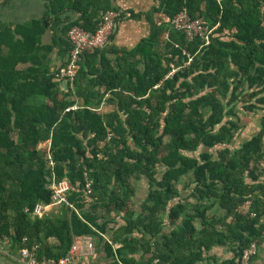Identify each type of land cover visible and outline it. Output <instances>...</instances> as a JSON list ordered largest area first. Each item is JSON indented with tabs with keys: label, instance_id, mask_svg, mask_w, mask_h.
<instances>
[{
	"label": "trees",
	"instance_id": "1",
	"mask_svg": "<svg viewBox=\"0 0 264 264\" xmlns=\"http://www.w3.org/2000/svg\"><path fill=\"white\" fill-rule=\"evenodd\" d=\"M46 1L39 19L14 30L0 23V236L14 250L37 245L38 257L54 259L91 237L112 264H240L252 241L260 250L264 0H155L152 11L131 13L149 22L146 37L132 48L86 52L73 86L63 89L47 53L58 46L64 65L72 26L94 32L101 12L123 13L115 0ZM183 8L214 27L209 43L188 41L171 26ZM67 10L80 16L61 17ZM154 12L165 20L155 21ZM49 23L61 36L43 45ZM27 61L23 74L16 67ZM40 96L45 101L33 100ZM104 101L114 109L99 111ZM239 109L261 116L236 145ZM48 141L49 148L40 146ZM141 177L149 189L138 210L133 181ZM186 177L194 187L183 196L178 186ZM52 179L69 182L68 204L34 214L37 204H51ZM215 203L221 216L207 213ZM217 246L233 255L211 254Z\"/></svg>",
	"mask_w": 264,
	"mask_h": 264
},
{
	"label": "built area",
	"instance_id": "2",
	"mask_svg": "<svg viewBox=\"0 0 264 264\" xmlns=\"http://www.w3.org/2000/svg\"><path fill=\"white\" fill-rule=\"evenodd\" d=\"M101 22L98 29L94 32L84 30L80 26H72L67 32V39L70 43V49L67 53L66 63L58 68L55 76L68 84L73 86V81L77 75L80 62L83 59V54L86 52H93L96 49L104 48L111 40L119 20V12L105 11L100 14ZM171 26L182 31L188 41H192L199 37L204 39L205 43H209L210 34L214 27H209L207 21L203 17H191L185 8L179 10L170 21ZM177 68L172 66L171 70L165 77L171 76ZM78 102L67 107L65 111L77 109ZM113 132H109L107 138L113 137ZM41 146V145H40ZM46 146H50L49 141ZM48 165L53 166V161L49 153H47ZM86 176V175H85ZM53 191L52 202L49 205L37 204L34 208V214L41 216L50 206H56L62 203L68 204L67 193L70 189L67 180L56 182L52 179L49 186ZM85 190L87 193L91 192L89 182L86 178ZM248 208V202L245 203ZM27 240L23 238V243ZM110 242V241H109ZM117 245H114V248ZM38 246L32 245L21 246L17 250L12 248L11 241L6 235L0 236V255L8 256L19 262V264H96L93 260L96 255V247L90 237H83L77 242H74L68 252L58 258H47L45 256L38 257ZM257 252V243L252 241L241 253L239 263L250 264L251 258ZM150 264H158V260L154 259Z\"/></svg>",
	"mask_w": 264,
	"mask_h": 264
},
{
	"label": "crops",
	"instance_id": "3",
	"mask_svg": "<svg viewBox=\"0 0 264 264\" xmlns=\"http://www.w3.org/2000/svg\"><path fill=\"white\" fill-rule=\"evenodd\" d=\"M115 5L118 6L122 13L123 17L119 18L117 21L116 30L111 37L109 46H113L115 48H132L134 47L143 37H146L150 32V24L144 16L139 18H132L131 13H144L148 11H152L154 6H157V2L155 0H115ZM48 3L46 0H0V23H6L11 26L14 30L17 25L25 24L31 20L41 18L44 13L47 11ZM71 16V18H77L80 16L77 13H73L70 11H65L62 13L61 17ZM155 21L160 22L164 21V15L162 12H154L153 13ZM61 36L60 28L58 26L54 27L52 23H49L44 34L42 35V44L43 45H52L53 38H59ZM49 58V71L54 72L57 68H59L63 61L65 60V56H60V49L58 46L54 45L52 50L47 53ZM112 57V54L109 55ZM31 65L30 61L21 62L17 65V70L21 71L23 74L27 73L28 67ZM60 87L63 89L65 87V83L61 82ZM34 101L43 102L45 98L43 96L34 97ZM114 109V105L104 101L100 107L98 108L101 112H109ZM236 140H234L235 143ZM41 146H46V143L41 144ZM141 187L140 195H138V210H140V204L145 200L149 184L145 177H141L138 180ZM179 189L181 190L182 195L186 196L194 187L191 177L183 178L179 184ZM135 188V193L133 195V199L137 200V189ZM137 203V202H136ZM52 206L48 207L47 210L51 209ZM86 209L87 206L85 207ZM209 215L213 216H221L224 213V210L219 206L218 203H215L208 211ZM118 220V224L123 223L121 220ZM91 238V237H90ZM96 247V255L94 257V261L96 264H106L105 263V254L97 245L94 238H91ZM119 245L115 246L118 247ZM211 254L217 256L218 258L224 259L231 257L233 254L230 253L226 246H217L212 249ZM258 256L253 259L251 264H259ZM0 264H19L16 260L9 258L8 256L0 255ZM108 264H112L111 260H109ZM200 264V263H197Z\"/></svg>",
	"mask_w": 264,
	"mask_h": 264
},
{
	"label": "rangeland",
	"instance_id": "4",
	"mask_svg": "<svg viewBox=\"0 0 264 264\" xmlns=\"http://www.w3.org/2000/svg\"><path fill=\"white\" fill-rule=\"evenodd\" d=\"M240 110V109H239ZM261 113L260 111H255L254 113L251 112H245L243 110H240L238 112V117L240 118L241 128L239 129L236 137H235V144L238 145L240 142H242L244 139L248 138L253 132H255L259 127V119H260ZM134 187L137 189V200L135 201L136 206L138 207V195H140L141 187L139 182L133 181ZM137 202V203H136ZM243 210L247 209V205L242 206ZM264 235V233H263ZM257 253H258V261L259 264H264V241L260 245V250H258L257 247ZM109 261L105 260V263L108 264ZM251 264V262H250Z\"/></svg>",
	"mask_w": 264,
	"mask_h": 264
},
{
	"label": "water",
	"instance_id": "5",
	"mask_svg": "<svg viewBox=\"0 0 264 264\" xmlns=\"http://www.w3.org/2000/svg\"><path fill=\"white\" fill-rule=\"evenodd\" d=\"M82 56H83V58H84L85 54H83Z\"/></svg>",
	"mask_w": 264,
	"mask_h": 264
}]
</instances>
